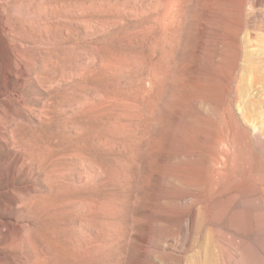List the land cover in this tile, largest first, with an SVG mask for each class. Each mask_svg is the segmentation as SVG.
Masks as SVG:
<instances>
[{
	"label": "rangeland",
	"instance_id": "obj_1",
	"mask_svg": "<svg viewBox=\"0 0 264 264\" xmlns=\"http://www.w3.org/2000/svg\"><path fill=\"white\" fill-rule=\"evenodd\" d=\"M0 223V264H264V0H0Z\"/></svg>",
	"mask_w": 264,
	"mask_h": 264
},
{
	"label": "bare ground",
	"instance_id": "obj_2",
	"mask_svg": "<svg viewBox=\"0 0 264 264\" xmlns=\"http://www.w3.org/2000/svg\"><path fill=\"white\" fill-rule=\"evenodd\" d=\"M2 220V219H1ZM3 223H5V222H3ZM6 224V223H5ZM0 226L2 227V226H4L2 223H0ZM0 227V232H3V230L5 229V227H2L1 228ZM2 234V233H1ZM1 246V245H0ZM207 255H208V258H207V260L205 261V262H203L202 264H212V260H213V254L212 253H210L209 251H207Z\"/></svg>",
	"mask_w": 264,
	"mask_h": 264
}]
</instances>
